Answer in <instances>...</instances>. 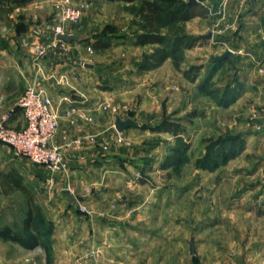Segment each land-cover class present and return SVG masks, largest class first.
Wrapping results in <instances>:
<instances>
[{"label": "crops", "instance_id": "obj_1", "mask_svg": "<svg viewBox=\"0 0 264 264\" xmlns=\"http://www.w3.org/2000/svg\"><path fill=\"white\" fill-rule=\"evenodd\" d=\"M52 1L0 0V115L14 107L26 86L39 85L52 97V106L58 116L59 127L54 142H60L63 134L75 136L78 133L76 124L80 125L84 133H98V140L102 142L111 141L115 135L116 116L122 119L131 117L136 120L143 112L159 111L162 96L168 94V102L176 97V92L171 90V86L166 81L171 70L167 72V69L163 68L168 63L169 66L171 65L168 57L147 71L136 70L141 55L150 51L152 45L136 44L135 36L115 39L116 37L108 35L110 39L107 40L106 46L97 48L95 47L97 38L93 33L97 29L98 22L88 14L83 15L76 23H65V33L77 37L65 41L67 47L65 51L50 50L41 59L34 61L32 46L38 42L46 45L53 39L51 30L46 27L53 17H46L47 19L40 21L42 16L52 13ZM96 2L120 3V5L123 3L122 0ZM204 3L207 7L211 6L210 13L205 17L195 16L189 20H211L220 32L234 28L236 33L234 39L231 37L233 41L231 44L236 48L233 53L234 66L237 68L235 76L241 83L236 86L238 94L226 106H217L209 96L203 97L206 111L196 117L197 120L201 119L203 124L200 127L193 125L189 129L187 137L189 151L197 148L203 136L209 135L212 130L211 124L208 123L212 119L211 115L217 112L219 118L222 116L226 121L236 122L238 127H241L244 113H249L257 108V105L264 103V83L254 84L250 81L249 84L246 79L245 83L242 82V78L247 77V72H251L249 66H252L258 56L257 53L264 45V0H204ZM220 6H225V9L218 11L217 8ZM215 12L216 17L211 16ZM88 46H91L92 51L87 49ZM252 46H258L259 50ZM100 50L106 51L107 54H110V51L112 53L121 51V54H126V60L113 61V58L107 57L106 61L101 62ZM224 50L222 49L221 53ZM130 53L135 55L132 60L127 57ZM92 59L96 62H92ZM244 63H247L248 67H245ZM212 64L210 63V67ZM225 64L226 61H222L215 68H222ZM100 68L118 72L121 76L119 83L110 90L99 87L98 81L94 78L97 77L96 70ZM171 75L172 73L169 81L172 80ZM257 92L261 94L256 96ZM104 101L107 103L105 105L118 101V104L125 106L127 113L110 116L108 112L100 110ZM79 111L91 114L93 121L82 119L78 115ZM7 122L13 128H22L25 119L21 110L16 108ZM219 130L217 128V134ZM120 135L128 145L111 144L109 150L101 152L96 146L83 144L66 153L68 164L66 177L57 176L54 187L46 183L45 179L49 176V172L37 167L47 187L44 215L53 224L52 264H194L192 256L196 255L195 257L199 258L197 255L200 254V258L206 259L205 264H264V238L259 239V232H253L256 233L255 237L250 236L248 244L244 246L234 239L230 243L231 247L228 248L222 247L220 243L212 245L202 243L200 247H194L193 251L189 249L187 256L182 247L176 243L171 244L172 232L156 231L158 221H155L157 217L155 206L164 203V199L157 195V202H151L152 198L148 201L142 192L143 196L140 198L139 192L140 190L144 192L145 185L138 182L139 179L135 180V173L139 169L140 161L147 154L154 159L152 167L154 170L156 164L165 156L167 146L171 147L174 144V136L169 131L141 130L131 126L120 131ZM261 135L264 134L246 131L244 138L242 137V148L233 156L240 161L244 158L256 157L255 153L259 152L261 147L258 142ZM150 139H156L158 143L149 148L144 142ZM0 158L4 164L13 158L9 146L3 143H0ZM227 166L229 165H223L224 168ZM239 167L235 170L236 177L243 173L244 176L252 175V169L246 171L245 166ZM134 182L137 184L132 185ZM67 185L68 189L65 188ZM218 186H222V182H219ZM135 187L139 199L126 202L129 199L130 189ZM182 192L176 190L174 194ZM174 194L171 197H177ZM112 201L128 204L132 213L130 218L127 217V212L119 208L113 214L118 213L121 221L116 225H108L105 222L108 220L106 218L100 219L95 216L94 219L87 220L77 211V203L80 202H87L97 208L94 210H100L98 206L107 207ZM202 202L206 200L203 199ZM187 204L192 208V197L191 202ZM238 209L242 210L241 204L237 199H233L224 211L221 212L222 209L219 211L218 215L223 214L226 215L225 218H232ZM247 210L245 212L249 214H245L246 216L259 217L253 215L251 207ZM188 211H190L189 206H187V214ZM211 212L212 210H207V217L205 216L204 220H210ZM146 223L153 224L155 230H146ZM90 238H93L91 245L88 243ZM231 252L234 259L232 263L226 257V253L231 254Z\"/></svg>", "mask_w": 264, "mask_h": 264}, {"label": "rangeland", "instance_id": "obj_2", "mask_svg": "<svg viewBox=\"0 0 264 264\" xmlns=\"http://www.w3.org/2000/svg\"><path fill=\"white\" fill-rule=\"evenodd\" d=\"M96 1L88 0L87 6L84 7L80 17L82 18L83 15L88 14L98 22L97 29L93 33L94 37L105 33V35L107 34L110 37H116L115 39H121L123 36H136L138 32L143 31V20L129 9L132 4H139L141 0H133L132 2L122 0L123 3L121 5L120 3H113V5L112 3L106 2L100 4ZM177 1L188 2L189 0ZM54 2L55 0L51 2L52 13L50 15L46 13L47 15L42 16L40 21L44 20L46 17L51 18L55 15ZM156 2L162 7L160 29L166 39L173 38L177 35H188L197 36L198 40L194 41L193 45L190 47L182 46L180 50L174 53V57L169 56L168 59L171 60V65L169 66L168 63L163 67L167 69V72L171 70L172 80L169 81L170 73L168 72L166 81H168L171 86V90L176 92V97L173 98L171 102H168V94L162 96L163 99H161L162 103L159 111L145 113L142 111L143 113L140 114L139 119L136 118L135 123L131 125V128L136 127L141 130L151 129L154 131L167 132V130H163L162 128L157 129V127H162L161 124L163 122L171 121L175 123V125L172 126L173 128L176 126L179 128L178 139L176 138L177 135L175 136L172 133L175 140L171 147L177 146L178 148V154L176 158L172 159V162L168 159L171 154L170 146H167L165 156L156 164L154 170L152 169L154 159L148 154L140 161L139 169L136 170L135 173V180L139 179L138 182L144 183L145 190L144 192L140 190L139 196L141 198V196L145 194L148 201H151L152 198L151 202H157V195L164 199V203L162 202L160 205L155 206L157 212L155 221H158L156 231L172 232L171 239L173 243L171 244L176 243L179 247H182L187 256H189L191 245L193 250L194 247H200L202 243L207 245L220 243L222 247L228 248L231 247L230 243L234 239L238 242L240 241L244 246L248 244L250 236L253 238L255 237L256 233L253 232H259V239H263L264 135H261V139L258 141L261 147L259 152L257 151L255 153L256 157L244 158V160L240 161L236 156L232 155L226 157L224 163L214 164V167L210 169L203 167L200 163V159L206 156V146L208 144L213 141H218L219 138L224 137L228 132H230L228 135H238L241 139L244 138V133L248 130L264 134V103L257 105L258 107L249 113L243 112L244 120L241 127H238L236 122L234 123L230 120L226 121L222 116L219 118L217 112L211 115L210 117L212 119L208 123L211 124L209 125L212 130H210L209 135L203 136L202 139H200L199 145H197V148L194 150L191 149L189 151V141L187 138L189 136V129L193 127V125H196L194 127H200L203 124L202 121H200L201 119H196L197 116L201 115V112L204 113L206 111L203 97L209 96L213 104L215 103L217 106H226L218 102L220 99H226L224 97L225 88L227 86L228 88H236L237 84L241 83L235 76L237 74V68L234 66V60L233 64H231L228 59L216 60L214 58V56L221 53L222 49L226 50L229 48L234 52L236 48L234 44H231V42H233L231 37L233 38L236 32H234V28H229L220 32L218 27L214 26L211 20L202 21L200 19H188L187 22L177 21L176 23H170L171 25H168L167 12L174 7L175 0H156ZM195 2L206 5L204 0H195ZM210 7L209 5L208 8ZM223 8L225 9V6H220L217 9L218 11H222ZM209 11L211 10H208V14L210 13ZM215 13H212L211 16L216 17L217 13ZM127 16L129 18H127ZM208 33L210 34L209 38L206 37ZM252 47L258 49V46ZM100 51L102 57L101 62L106 61L107 57L113 58V61L126 60V54H121V51L118 53H112L110 51V54H107L106 51ZM257 55L252 66H249L251 72H247V77L242 78V82L244 81L245 83L246 79L249 84L250 81L254 84L264 83V45ZM133 56H135L134 53H130L127 57L132 60ZM91 61L96 62V60L93 59ZM99 61H97V64ZM222 61H226V64L222 68H215V66H218ZM210 63H213L212 67H210ZM244 64L246 65L245 67H248L247 63ZM152 67L153 66L141 68L136 66V70L147 71ZM95 73H97V77H95L94 80L98 81L97 85L104 89L108 88L109 90L112 86H115L116 83H119L121 78L118 72L108 71L105 68H100L96 70ZM260 94L261 93L257 92L255 95L258 96ZM105 104H107L106 101L101 104L100 110L108 112L110 116L116 113H127L125 112L127 111L125 106L123 104H118V101L110 103V105H107L106 109H103ZM187 104L189 107H187ZM113 107L117 108L116 111L112 109ZM201 109L203 110L201 111ZM217 128L220 129L218 134ZM127 143L128 142H126L123 137L122 141L119 143L111 142L112 145H128ZM144 143L150 148L158 142L156 139H150ZM217 157L219 159V156H214V158ZM209 159L212 160L213 158L209 157ZM224 164L229 166L224 168ZM239 166H245L246 171L252 169V175L246 174L247 176H244L243 173L236 177L235 170L240 168ZM37 167L42 166L30 163L24 158L13 156L6 164H4L0 158V228L3 225H9L13 229L20 228L28 207L27 197L24 193L16 187H10L9 182L13 179L19 180V184L26 188L28 195L32 197L34 203L38 205L44 213L46 209L45 191L47 187ZM246 171L245 173H247ZM219 182H222V186L220 187L218 186ZM235 183H237V185H235ZM135 184L137 183H132V185ZM136 189L137 187L130 189L129 199H127L126 202L129 203L130 201H137L139 199L137 198L138 193L135 191ZM176 190H181L183 192L174 194ZM186 191H188V193ZM173 194L177 197H171ZM191 197L193 198L192 208L187 204L191 202ZM203 199H205L206 202L203 203ZM233 199H237V202L241 204L242 210L238 209L232 218H225L226 215L222 213V215H218L219 211L221 209V212L224 211V208H227V205L231 203ZM219 205L221 207H219ZM187 206H189L190 209L188 214L186 213ZM98 207L100 210H94L97 208L91 206L87 202L77 203V211L83 214L87 220H92L95 216L100 219L106 218L108 220H105V222H107L108 225H116L118 221H121V219L118 218V213L113 214V212L119 208L127 212L126 215L128 218H130L132 214L128 204L117 201H112V204L107 206L108 211L106 206ZM249 207H251L253 215H258L259 217L251 218V215L246 216L245 214L249 213L245 211L246 209L249 210ZM208 209L210 211L212 210V212L209 215L210 220L206 221L204 219L205 216L207 217L206 212ZM202 211H204V214H202ZM158 216L160 217L158 218ZM221 218H223V221H221ZM146 230H155L154 225H148V223H146ZM53 233L54 232H50V234L45 233L43 235L46 243L50 244L51 264L53 263L52 260L54 257L52 246ZM88 240L90 245L93 244V238ZM195 256H192L194 264H205L206 259L200 258L201 254L197 255L199 258ZM226 257H228L230 263H232L231 261L234 262L232 252L231 254L226 253ZM0 264H45V253L42 245L39 243L27 247L18 242L0 237Z\"/></svg>", "mask_w": 264, "mask_h": 264}, {"label": "built area", "instance_id": "obj_3", "mask_svg": "<svg viewBox=\"0 0 264 264\" xmlns=\"http://www.w3.org/2000/svg\"><path fill=\"white\" fill-rule=\"evenodd\" d=\"M87 2L88 0H55V15L46 25L51 30L53 39L46 45L38 42L32 46L34 61L41 59L50 50L61 52L67 49L66 42L56 36L65 33V23L79 21ZM87 49L92 51L91 46ZM52 103V97L44 87L32 84L26 86L14 107L4 111L0 116V143L9 146L12 156L26 158L31 163L44 167L49 172L45 180L50 187H54L57 176L66 177L68 164L65 155L69 151L87 144L92 147L96 146L101 152H105L109 150L111 142L122 141L120 131L116 130L112 141L99 142L98 133H84L80 125L76 124L75 128L78 133L75 136L63 134L60 142H54L59 120ZM16 108L21 110L25 119V125L20 129L9 126L7 122ZM106 108L107 105H104L103 109ZM112 109L116 111L117 108ZM78 115L88 122L93 121V117L87 112L79 111ZM65 188L68 189V185Z\"/></svg>", "mask_w": 264, "mask_h": 264}, {"label": "trees", "instance_id": "obj_4", "mask_svg": "<svg viewBox=\"0 0 264 264\" xmlns=\"http://www.w3.org/2000/svg\"><path fill=\"white\" fill-rule=\"evenodd\" d=\"M125 1L132 2L133 0ZM129 9L143 20V31L136 34L135 43L139 45H152V49L145 52L138 63V66L141 68L157 65L166 57H174V53L180 50L182 46L190 47L193 45L194 41L198 40L197 36L188 35H177L173 38L166 39L160 29L162 7L156 0H141L139 4H132ZM208 10L209 8L206 5L195 1L182 2L175 0L174 7L167 12L168 25L176 23L177 21H186L195 16L205 17L208 14ZM96 38L95 47L97 48L105 47L107 40L110 39L105 33L96 36ZM225 89L224 97L226 99H220L218 101L221 105H228L238 94L236 88H228L227 86ZM161 125L162 127L159 126L157 129L162 128L163 130H167L175 136L177 135L176 138L178 139L179 128L178 126L175 128L172 127L175 125L174 122H163ZM242 146L243 139H241L240 136L227 134L219 138L218 141H213L206 146V156L200 159V163L203 167L209 169L213 168L214 164L224 163L226 157L237 153ZM170 150L171 154L168 159L172 162V159L176 158L178 154V148L177 146H173ZM214 156H219V159L218 157L214 158ZM209 157L213 159L211 160ZM18 181L13 179L9 182V185L11 188L16 187L20 189L27 197L28 207L22 220V226L13 229L9 225H3L0 228V237L18 242L27 247L37 243L41 244L45 253V264H51L50 244L46 243L43 235L52 232L53 224L45 217L41 208L34 203L32 197L28 195L26 188L21 186Z\"/></svg>", "mask_w": 264, "mask_h": 264}, {"label": "water", "instance_id": "obj_5", "mask_svg": "<svg viewBox=\"0 0 264 264\" xmlns=\"http://www.w3.org/2000/svg\"><path fill=\"white\" fill-rule=\"evenodd\" d=\"M189 1L190 2H194L195 0H189ZM56 37L58 39H60V40H63V41H70L72 39H76L77 38L76 35L66 34V33L58 34ZM206 37L209 38L210 37V34L208 33L206 35ZM233 53H234L233 50H231V49L228 48V49L224 50V52H222L220 55L216 56V59L217 60L228 59L229 62L231 64H233V60H234ZM134 123H135V120L132 119L131 117L122 119L119 116H116L115 117V120H114V126H115V129L117 131H122L123 129H126V128L130 127ZM190 250L193 251L192 245H191Z\"/></svg>", "mask_w": 264, "mask_h": 264}]
</instances>
